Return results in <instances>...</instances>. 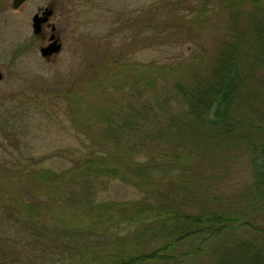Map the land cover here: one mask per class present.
<instances>
[{
	"label": "trees",
	"instance_id": "obj_1",
	"mask_svg": "<svg viewBox=\"0 0 264 264\" xmlns=\"http://www.w3.org/2000/svg\"><path fill=\"white\" fill-rule=\"evenodd\" d=\"M251 1L225 2V34L210 52L202 39L172 69L154 66L139 79L135 90L153 92L166 70L175 72L162 83L163 98L114 122L104 136L114 146L85 149L63 171L48 168L28 212L0 213V264H36L34 256L61 264H264V0ZM211 5L198 2L188 13ZM145 108L153 123L139 120L136 110ZM109 179L137 197L98 199ZM18 249L28 250V261Z\"/></svg>",
	"mask_w": 264,
	"mask_h": 264
},
{
	"label": "rangeland",
	"instance_id": "obj_2",
	"mask_svg": "<svg viewBox=\"0 0 264 264\" xmlns=\"http://www.w3.org/2000/svg\"><path fill=\"white\" fill-rule=\"evenodd\" d=\"M48 1L55 5L62 49L45 63L31 17L39 2ZM198 2H211L210 12L188 13ZM225 2L252 1L27 0L15 11L11 0H0V213L6 215L12 208L20 215L28 212L29 202H36L42 193L44 184L38 176H44L48 168L63 171L85 149L114 146L115 142L104 139L107 131L116 129L114 122L129 121L131 106L154 105L153 101L163 98L169 84L162 83L175 72L166 70L153 92L135 90L139 79L144 82L154 66L162 69L160 73L172 69L203 46L202 39L208 41L210 52L213 41L225 34L229 17ZM184 3L185 9L179 11ZM249 10L246 4L239 13ZM197 18L206 25L195 22ZM136 111L140 121L153 123V112ZM18 163H28L26 167L36 174L22 171ZM105 184L97 192L98 199L137 197L136 190L121 180L109 179ZM41 202H45L43 195ZM26 251L17 250L24 261H28ZM34 257L36 264H61Z\"/></svg>",
	"mask_w": 264,
	"mask_h": 264
},
{
	"label": "flooded vegetation",
	"instance_id": "obj_3",
	"mask_svg": "<svg viewBox=\"0 0 264 264\" xmlns=\"http://www.w3.org/2000/svg\"><path fill=\"white\" fill-rule=\"evenodd\" d=\"M27 1V0H26ZM23 2L19 7L17 8H13L11 6V8L13 10H19L25 3ZM55 5L53 2H39L36 7L35 10L33 12V15L31 17V21L33 20V17L36 16V19L39 20L38 23V31L36 33H33L35 38L37 40L40 41V46H39V53L41 55V48H45L50 46L53 47H58V52L54 53H46L45 56L43 57L41 55V58L44 60L45 63H50L52 62V60H54L55 57H57V55L60 53L61 49H62V39L60 36V28H59V22L58 19H55ZM32 25V22H31ZM33 31V30H32ZM50 46V48H51ZM0 80L3 77V74L0 70Z\"/></svg>",
	"mask_w": 264,
	"mask_h": 264
},
{
	"label": "water",
	"instance_id": "obj_4",
	"mask_svg": "<svg viewBox=\"0 0 264 264\" xmlns=\"http://www.w3.org/2000/svg\"><path fill=\"white\" fill-rule=\"evenodd\" d=\"M26 0H11V6L13 7V8H17V7H19L23 2H25ZM38 23H39V20L38 19H36V16H34L33 17V20H32V30H33V33H36L37 31H38ZM52 45V44H51ZM50 45V46H51ZM50 46H48V47H45V48H41V55L44 57L45 56V54L48 52V53H51V52H54V53H56V52H58V47H53V46H51V48H50ZM0 77H1V74H0Z\"/></svg>",
	"mask_w": 264,
	"mask_h": 264
}]
</instances>
